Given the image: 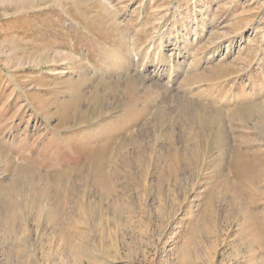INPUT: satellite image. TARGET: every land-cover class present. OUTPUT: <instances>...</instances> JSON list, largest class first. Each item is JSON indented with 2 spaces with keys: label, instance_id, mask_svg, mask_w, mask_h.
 <instances>
[{
  "label": "rangeland",
  "instance_id": "1",
  "mask_svg": "<svg viewBox=\"0 0 264 264\" xmlns=\"http://www.w3.org/2000/svg\"><path fill=\"white\" fill-rule=\"evenodd\" d=\"M188 1L0 0V264H264V0Z\"/></svg>",
  "mask_w": 264,
  "mask_h": 264
},
{
  "label": "bare ground",
  "instance_id": "2",
  "mask_svg": "<svg viewBox=\"0 0 264 264\" xmlns=\"http://www.w3.org/2000/svg\"><path fill=\"white\" fill-rule=\"evenodd\" d=\"M196 2V0H190V1H188V3L189 4H194ZM187 3V2H186ZM142 79V78H141ZM188 81L190 82V81H192V79H188ZM169 82V81H168ZM151 86H152V84H151ZM148 87H149V85H148ZM153 88V87H152ZM167 89V88H166ZM151 90V89H150ZM154 90V89H153ZM157 90V89H156ZM170 91V90H169ZM148 92V91H147ZM169 93V92H168ZM167 93V94H168ZM161 102V101H160ZM204 114H200V116L201 117H204L203 116ZM195 119H198L197 117H195ZM199 120V119H198ZM201 121L203 122V119L201 118ZM206 124H209V121H207L206 122ZM246 166H248V165H246ZM246 166H244L245 167V169H246ZM244 172H246V170L245 171H242V173L243 174H245ZM261 177H264V171H262L261 173ZM33 187V186H32ZM33 189V188H32ZM67 248H68V250L70 251V252H75L76 254H78V255H83V253H84V250L77 244V245H75V243L74 244H68V246H67ZM77 255V256H78ZM73 258H75V257H73ZM79 260V259H78ZM76 263H77V261H76ZM78 263H80V262H78Z\"/></svg>",
  "mask_w": 264,
  "mask_h": 264
}]
</instances>
